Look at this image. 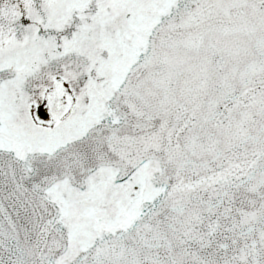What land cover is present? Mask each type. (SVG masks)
<instances>
[{
	"label": "snow or ice",
	"instance_id": "obj_1",
	"mask_svg": "<svg viewBox=\"0 0 264 264\" xmlns=\"http://www.w3.org/2000/svg\"><path fill=\"white\" fill-rule=\"evenodd\" d=\"M0 264H264V0H0Z\"/></svg>",
	"mask_w": 264,
	"mask_h": 264
}]
</instances>
